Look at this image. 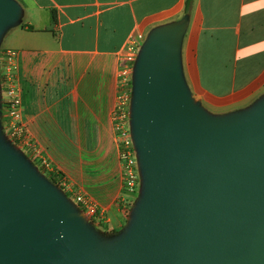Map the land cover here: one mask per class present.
<instances>
[{"label": "water", "instance_id": "obj_1", "mask_svg": "<svg viewBox=\"0 0 264 264\" xmlns=\"http://www.w3.org/2000/svg\"><path fill=\"white\" fill-rule=\"evenodd\" d=\"M17 18L0 0V36ZM185 31L159 28L135 66L131 131L146 194L131 231L103 249L17 147L0 149V264H264V100L208 118L182 80Z\"/></svg>", "mask_w": 264, "mask_h": 264}, {"label": "crops", "instance_id": "obj_2", "mask_svg": "<svg viewBox=\"0 0 264 264\" xmlns=\"http://www.w3.org/2000/svg\"><path fill=\"white\" fill-rule=\"evenodd\" d=\"M11 1L18 18L0 36V57L17 54L13 76L22 123L52 167L43 171L61 174L55 186L67 200L87 196L105 214L96 220L108 232H121L131 196L113 122L120 52L134 33L181 16L186 0ZM190 15L184 71L196 97L215 106L259 85L235 107L264 93V0H194ZM227 70L241 72L215 73ZM16 150L24 159L26 152Z\"/></svg>", "mask_w": 264, "mask_h": 264}, {"label": "built area", "instance_id": "obj_3", "mask_svg": "<svg viewBox=\"0 0 264 264\" xmlns=\"http://www.w3.org/2000/svg\"><path fill=\"white\" fill-rule=\"evenodd\" d=\"M145 42L146 36L144 33L136 32L130 36L120 52L121 62L118 70V93L113 113L114 129L116 132L122 168V182L125 192L130 196L136 193L138 184L136 172L137 151L130 128L132 120L131 106L134 90V73L137 60ZM2 56L6 69L5 86L7 100L4 101V106L7 124L5 127V136L15 147L30 152L35 159L40 161L43 169L52 171L50 163L40 158L38 150L25 132V125L22 123L20 111L21 100L13 76V72L16 69L17 54L15 51H6ZM75 199L77 204L84 209L86 216L91 221L104 218V212L87 196L77 195Z\"/></svg>", "mask_w": 264, "mask_h": 264}, {"label": "rangeland", "instance_id": "obj_4", "mask_svg": "<svg viewBox=\"0 0 264 264\" xmlns=\"http://www.w3.org/2000/svg\"><path fill=\"white\" fill-rule=\"evenodd\" d=\"M190 16L188 14H182L178 18H175L173 21H170L165 26L168 25H175V24H181L184 23L186 25V31L184 34V37L182 39L181 45H180V66H181V75L183 83L189 92V95L194 103V105L197 106L200 110H202L208 118L211 119H231L237 116L244 115L245 113L252 112L256 108V105L259 104V102L264 98V93L258 94L257 97L251 101L247 105L243 106H231L232 104H236L237 102L247 98L250 96L254 91L257 90L259 85L256 84L252 87L251 91H245L244 93H241L239 95H236L233 99L229 100H216V105H208V102L206 100H201L196 97V95L192 92L188 85V81L186 78V74L184 71V49L186 47V44L188 43L189 36H188V30H189V22H190ZM163 26V27H165ZM162 28V27H161ZM159 28L152 29L149 33L144 34L146 36V40L150 38L151 34L157 31ZM218 48H220V45H216ZM236 72L241 71H215V73L218 75V77L222 78H228V76H233ZM5 77H6V69L4 64V58L3 56L0 57V149L10 153L11 155L17 154L14 145L12 142L5 136V127L7 124V117L4 113V97L6 96V86H5ZM240 78V77H239ZM254 94V93H253ZM229 106V107H228ZM131 129L133 127L130 126ZM136 172L138 176V184L136 193L131 196V199H127L128 201L124 202V205L126 206L125 212H124V219H125V226L123 230L120 232L118 230H113L111 232H108L107 229L109 228L104 221L100 222L97 220H94L93 222L86 216L85 211L82 207H80L75 197L78 194H75L74 196H71L70 203L67 201L71 209L74 211L77 219L80 221V223L84 226V228L87 230V232L91 235V237L98 242V244L103 248L106 249L110 245L116 243L117 241L122 240L125 238V236L131 231V229L134 226L136 215L140 209L141 204L143 203L145 194H146V175L145 171L142 165V159L139 149L136 147ZM26 152L24 155V161L27 165H29L31 168L35 169L37 174L45 180L50 186H55L52 182H50L48 175L46 172H44L42 165H40L39 161L35 159L30 152ZM38 161V165H37ZM37 167V168H35ZM42 171V172H41ZM127 195V193H126ZM97 222H99L97 224Z\"/></svg>", "mask_w": 264, "mask_h": 264}, {"label": "trees", "instance_id": "obj_5", "mask_svg": "<svg viewBox=\"0 0 264 264\" xmlns=\"http://www.w3.org/2000/svg\"><path fill=\"white\" fill-rule=\"evenodd\" d=\"M193 3H194V0H186V3H185V9H184V14H188V15L191 14L192 7H193ZM53 23H54V24L57 23V18H56L55 13H53ZM29 29L32 30L31 27H29ZM47 175H48V178H49L50 182H52L53 184L58 185V186L61 185V180H60V178H63L61 174L51 172V173H47ZM94 220H95V219H94ZM94 220H92V222H93Z\"/></svg>", "mask_w": 264, "mask_h": 264}]
</instances>
